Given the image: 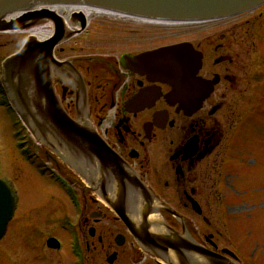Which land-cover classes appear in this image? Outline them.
<instances>
[{
	"label": "flooded vegetation",
	"instance_id": "flooded-vegetation-1",
	"mask_svg": "<svg viewBox=\"0 0 264 264\" xmlns=\"http://www.w3.org/2000/svg\"><path fill=\"white\" fill-rule=\"evenodd\" d=\"M178 42L193 43L204 54L201 68L193 79L195 86L190 75L187 74L185 79V88L189 90L187 98L178 97L170 83L139 71L136 62L122 57L125 53L134 55L139 51H124L121 55L106 52L102 55H56L65 66L64 74L53 79L55 89L62 103L66 96L73 94L75 106L72 101L67 105L74 108L72 113L76 116L82 81L93 125L164 204L159 214L171 228L191 235L203 247L242 264H263V260L254 259L252 251L242 248L232 223V220L240 219V206L248 203V200L240 198L246 191L239 188L246 183L251 184L253 179L252 174L243 173L245 168L249 169V158L247 161L241 158V164H245L241 167L235 153L236 148L239 149L240 127H234L232 114L235 115V110L232 102H226L228 93L235 88L230 70L234 66L233 54L228 53L231 57L223 54L225 57L214 60L216 66L222 64L225 73L221 74L208 69L202 46L187 39ZM58 46L60 53L63 47ZM77 62H83V71ZM217 73L218 83L204 98L200 91L201 83L204 79L214 78ZM194 87L196 92H193ZM223 119L227 122L225 125ZM233 129L239 130L234 133L231 132ZM49 155L57 161L55 156ZM79 193L83 209L75 217L81 232V222L88 213L94 219L103 213L89 212L85 192L79 190ZM95 198L103 203L115 220L122 222L110 206L96 195ZM122 225L125 233L115 236L114 240L118 248H127V264H168L143 249L123 222ZM96 231L95 226L89 228L91 235ZM98 239L102 240V236ZM82 248L86 263L90 264L87 245L82 244ZM118 252L108 256L109 263L116 261Z\"/></svg>",
	"mask_w": 264,
	"mask_h": 264
},
{
	"label": "rangeland",
	"instance_id": "rangeland-1",
	"mask_svg": "<svg viewBox=\"0 0 264 264\" xmlns=\"http://www.w3.org/2000/svg\"><path fill=\"white\" fill-rule=\"evenodd\" d=\"M76 27L80 28L79 25ZM26 29L0 30V63L21 48L25 38L31 34ZM73 37L60 44L63 47L60 53L57 47V56L102 55L104 52L121 55L124 51L141 52L187 39L202 46L209 70L224 74L222 64L216 66L214 60L220 56H230L228 53L233 54L234 66L230 70L235 79V88L228 93L226 102H232L235 110V115L232 114L234 127L244 126L240 130L239 149L236 148L238 153H235L240 158L244 157L245 161L248 156H252L249 169L245 168L243 173L252 174L253 179L251 184L246 183L243 188H239L246 191L240 198L248 200V203L240 207V219L232 220V223L242 248L252 251L257 261H264V5L243 16L209 22L207 26L167 25L96 13L88 17V26ZM76 64L83 71V62ZM86 78L88 80L87 75ZM69 101L75 106V97L71 93L62 104L75 117L72 113L74 108L70 109L67 105ZM246 115L248 119L244 125ZM16 118L17 114L13 111L12 115L0 102V175L11 179L18 195L15 219L0 239V264H74L68 234L59 226L64 213L74 211L65 192L50 177L52 170L65 173L68 177L76 176L78 188L86 194L89 212L103 213L98 219L88 213L81 222V239L88 247L89 263L127 264V248H118L114 240L115 236L125 233L122 222L114 219L112 213L95 198L94 193L69 166L59 158L54 161L40 142L30 134L29 138L23 131V142L29 153L25 155L13 132V129L16 130ZM223 122L224 125L227 123L224 119ZM238 130L233 129L231 132L237 133ZM8 139L23 164L48 183L44 189L36 188L27 198L18 174L9 168ZM244 165L241 164V167ZM248 214L251 216L248 217ZM92 226L96 227L95 235L89 234ZM51 235L62 238L65 242L63 249L47 245ZM100 235L102 240L98 239ZM117 250L118 258L109 263L108 256Z\"/></svg>",
	"mask_w": 264,
	"mask_h": 264
},
{
	"label": "water",
	"instance_id": "water-1",
	"mask_svg": "<svg viewBox=\"0 0 264 264\" xmlns=\"http://www.w3.org/2000/svg\"><path fill=\"white\" fill-rule=\"evenodd\" d=\"M60 3L89 4L139 15L188 19L237 13L262 4L264 0H0V30L33 26L52 32L50 22H44H54L51 39L29 35L21 48L7 59L5 67V71L16 74L18 80L23 76L31 78L35 93L23 97L21 102H27L32 115L29 116L19 102L15 104L35 137L80 173L91 189L124 222L136 241L155 255L172 264H240L203 247L191 235L171 228L159 214V209L165 206L141 176L97 132L89 116L82 81L79 80L77 118L69 115L63 107L53 78L64 74L65 63L55 58L54 47L75 31L65 24L61 16L50 10L57 11ZM20 11L21 16L8 18ZM76 11H82L86 16L82 8ZM84 15L77 13L71 16L81 26L78 31L86 25ZM126 58L136 62L141 71L171 83L177 96L184 99L189 94L185 88L187 74L192 77V84H196L193 78L201 53L186 43H179L144 51L136 56L126 55ZM74 75L81 79L77 73ZM4 81L11 95L7 78ZM214 82H202V96L213 89ZM193 92H196L195 87ZM5 185L0 180V238L13 210Z\"/></svg>",
	"mask_w": 264,
	"mask_h": 264
},
{
	"label": "bare ground",
	"instance_id": "bare-ground-1",
	"mask_svg": "<svg viewBox=\"0 0 264 264\" xmlns=\"http://www.w3.org/2000/svg\"><path fill=\"white\" fill-rule=\"evenodd\" d=\"M81 8L86 13V17H89V16L96 14V13L118 15V13H112V12L106 11L104 9H101L99 7H92V6H88V5H71V6L70 5H58L57 11H58V13L63 15L65 20L69 21V17L72 15V12L76 9L81 10ZM127 18H130V17H127ZM134 20H142V19H136L135 18ZM142 21H147V20H142ZM149 22H155V21H149ZM187 22H188V24H202L198 21H187ZM187 22L157 21L156 23L167 24V25H179L181 23L184 24ZM27 32H30L31 34H34V35H37L40 37L41 36L46 37L49 34H51V32L47 28L30 27V28H28ZM51 38H52V36L49 37L48 39H51ZM128 60L132 61L131 59H128ZM4 77L7 78V80H8L6 82L9 86V89L11 92V97L14 100V103L19 102L22 109L23 110L25 109L27 111L28 115L31 116L32 114L28 109L27 102H26V104L24 102H21L23 97L27 98V97H29L35 93L34 86L32 85V82H31V78L25 79L26 76H23L22 77L23 79L21 78L20 80H18L19 78L16 74L11 75V73L8 74L6 71H5ZM34 96L36 97V95H34ZM34 101H36V99H34ZM10 142H11V140L8 139L9 168L18 174L19 181H20V184L22 185V189H23L22 191L25 195V198H27L29 195H31V193L36 188L42 187L44 189V187H46L48 185V183L41 180L37 174H35L30 168L26 167L23 164V161L21 160V158L15 154V150L11 146ZM14 188L16 189V186ZM16 191H17V189H16ZM14 219L15 218H13V220Z\"/></svg>",
	"mask_w": 264,
	"mask_h": 264
}]
</instances>
